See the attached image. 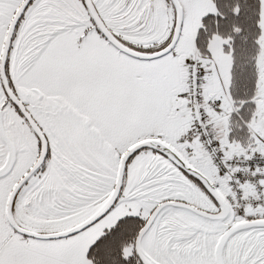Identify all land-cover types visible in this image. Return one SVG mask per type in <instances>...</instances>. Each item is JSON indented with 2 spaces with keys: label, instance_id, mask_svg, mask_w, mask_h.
I'll return each instance as SVG.
<instances>
[{
  "label": "snow or ice",
  "instance_id": "1",
  "mask_svg": "<svg viewBox=\"0 0 264 264\" xmlns=\"http://www.w3.org/2000/svg\"><path fill=\"white\" fill-rule=\"evenodd\" d=\"M0 264H264V0H0Z\"/></svg>",
  "mask_w": 264,
  "mask_h": 264
}]
</instances>
